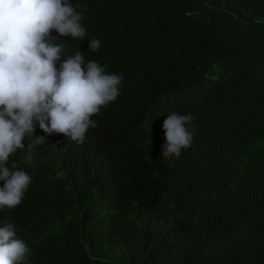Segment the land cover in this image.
<instances>
[{
	"label": "trees",
	"instance_id": "1",
	"mask_svg": "<svg viewBox=\"0 0 264 264\" xmlns=\"http://www.w3.org/2000/svg\"><path fill=\"white\" fill-rule=\"evenodd\" d=\"M69 2L87 38L53 30L61 61L81 51L122 75L120 95L85 143L52 134L31 163L26 148L10 158L32 183L0 227L29 264H264V0ZM172 112L195 132L168 160Z\"/></svg>",
	"mask_w": 264,
	"mask_h": 264
},
{
	"label": "clouds",
	"instance_id": "2",
	"mask_svg": "<svg viewBox=\"0 0 264 264\" xmlns=\"http://www.w3.org/2000/svg\"><path fill=\"white\" fill-rule=\"evenodd\" d=\"M79 9V2L69 0H0V212L20 205L32 183L15 161L6 166L18 150L26 148L24 159L31 163L46 136L62 134L68 143H85L88 131L98 127L94 117L120 95L122 75L107 73L94 60L86 62L81 51L61 61L64 44L51 32L86 39ZM100 47V39H89V51ZM193 120L191 113L177 112L164 119V159L179 158L191 147ZM37 124L46 135H33ZM29 252L14 225L0 227V264H29Z\"/></svg>",
	"mask_w": 264,
	"mask_h": 264
}]
</instances>
